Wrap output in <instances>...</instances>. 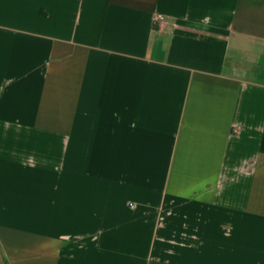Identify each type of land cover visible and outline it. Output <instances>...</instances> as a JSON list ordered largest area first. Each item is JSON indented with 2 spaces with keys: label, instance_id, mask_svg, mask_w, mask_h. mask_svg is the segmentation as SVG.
Instances as JSON below:
<instances>
[{
  "label": "crops",
  "instance_id": "obj_1",
  "mask_svg": "<svg viewBox=\"0 0 264 264\" xmlns=\"http://www.w3.org/2000/svg\"><path fill=\"white\" fill-rule=\"evenodd\" d=\"M0 264H264V0H0Z\"/></svg>",
  "mask_w": 264,
  "mask_h": 264
},
{
  "label": "built area",
  "instance_id": "obj_2",
  "mask_svg": "<svg viewBox=\"0 0 264 264\" xmlns=\"http://www.w3.org/2000/svg\"><path fill=\"white\" fill-rule=\"evenodd\" d=\"M153 26L156 28L164 27L167 23V20L164 15L155 12L152 17Z\"/></svg>",
  "mask_w": 264,
  "mask_h": 264
}]
</instances>
